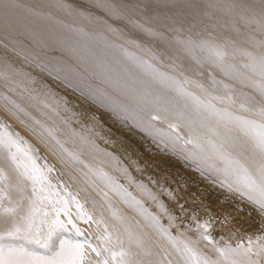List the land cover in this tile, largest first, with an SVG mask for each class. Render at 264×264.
Here are the masks:
<instances>
[{
	"label": "bare ground",
	"instance_id": "1",
	"mask_svg": "<svg viewBox=\"0 0 264 264\" xmlns=\"http://www.w3.org/2000/svg\"><path fill=\"white\" fill-rule=\"evenodd\" d=\"M58 2H67L73 7L71 10L58 7ZM185 2L186 0H179L180 6L175 7L172 0H115L118 14L112 15L107 9L93 8L90 0H12V3L21 7L10 9L11 27L5 26L3 13L0 12V70L11 64L20 69L21 73H31L38 80H43L55 93L66 97L69 105L77 111L87 107L78 94L67 88L63 81L47 76L40 67L32 63L33 57L39 54L38 59L43 64L64 66L65 72L74 82L97 89L98 94L110 97V102L125 108L132 117L143 120L150 119L151 114H157V108L161 105L139 102L138 96L129 91V88L147 86L152 95L163 98L164 107L176 105L175 110L159 113L162 118L167 115V122L163 119L153 122L161 134H165L170 131L167 123H184L176 118L174 112L183 111L185 103H192L186 97L168 91L158 83H152V78L157 73L179 80L184 78L180 69L173 67L169 59L163 58L173 56L174 51L169 49L179 47L171 38H190L197 42L226 45L233 55L223 62L222 67H211L208 63L204 65L205 68L211 67L219 93L213 92L209 96L207 92H201L190 84H184L183 87L201 101L211 102L221 114L223 110H227L234 116L264 123L260 117L242 110L239 101L229 104L212 98L217 94L230 93L232 88L242 95L254 94L257 99L260 98L246 84L239 83L246 77L259 79L248 68L242 67L250 61L241 55L242 52H249L258 58L264 54V48L259 46L261 36L258 26L253 24L245 28L237 23L235 28L239 31H236L231 23L232 17L222 12L205 16L197 9L184 7ZM120 5L127 7L121 9ZM81 12L84 14L81 15ZM137 25L163 33L169 38L167 44L141 31ZM197 55L203 58L208 53L198 51ZM199 79L206 87L213 83L212 80H205L203 75ZM14 80L10 85L16 90L14 93L8 92L3 86L4 82L0 80V126H6V130L12 134L18 133L22 142L26 141L33 149L38 150L39 163L46 162L48 167L54 169L48 173L53 184L70 185L68 192L78 193L81 203L87 200L88 210H91L93 201L97 205H104L103 217L99 213L95 214L96 219L103 221L101 224H85L79 220L75 222L86 234L93 236H103L107 227L113 247L117 250L123 248L130 253L127 264H149L150 261L155 264L164 254L161 249L171 253L168 258L172 264H178L171 245L149 226L150 219L146 218L149 213L156 215L165 227H168V221L160 214L155 202L142 193L141 184L157 194L173 215L181 217L176 221L181 229L190 224L189 217L195 215L201 221L209 218L214 220L210 232L221 243L228 241L235 246L237 242L246 243L249 237L264 234V217L255 207L213 183V178L202 176L189 162L179 158V155L161 151L152 138L133 123L122 121L102 108L92 107L98 121L96 129L101 133L100 137L92 138L96 147L82 145L85 155L81 159L89 165L91 171L63 156L58 149L53 154L44 147L39 130H34L35 126L28 116L18 112L4 100L5 96H9L29 115L43 121L44 118L31 106L36 104L28 95V90L33 85L23 74L16 75ZM35 88L41 92L45 90L39 84ZM201 114L208 115L203 109ZM216 121L215 116L208 119V123L216 131L202 130L203 154L211 156L215 161L223 146L232 159L251 167L252 151L248 138L234 124L221 121L220 126L216 127ZM66 147L72 150V145ZM125 169L134 181L140 183H129L125 178ZM101 172L106 173L111 180L119 181L123 189L131 193V197L125 195L110 180L101 177ZM15 182L13 174L12 183ZM158 185L175 193L178 203L184 205L186 212L181 213L177 203L169 200L168 196L159 195ZM0 187L3 185L0 184ZM93 187L96 191L92 190ZM19 188L22 191L10 190L13 199H18L21 194L30 195V182L21 179ZM81 189H87V193ZM98 192H106L107 197L102 200L97 195ZM65 198L70 199L67 196ZM132 198L139 200L143 207L136 205ZM24 203L26 205L27 201ZM70 210L76 212L74 206ZM5 219L0 217V221ZM225 219L227 223H222ZM3 226L0 222V228ZM169 230L174 236L178 235L176 229ZM188 235L195 238V233ZM93 242L97 246L102 243L95 240ZM198 247L203 249V243ZM149 252L152 253L151 256L148 255Z\"/></svg>",
	"mask_w": 264,
	"mask_h": 264
},
{
	"label": "snow or ice",
	"instance_id": "2",
	"mask_svg": "<svg viewBox=\"0 0 264 264\" xmlns=\"http://www.w3.org/2000/svg\"><path fill=\"white\" fill-rule=\"evenodd\" d=\"M90 3L93 8L107 9L112 15L118 14L115 0H90ZM172 4L175 7L180 6L179 0H172ZM57 6L69 10L73 7L67 2H58ZM183 6L197 9L205 16L222 12L232 17L231 23L236 31H239L235 28L237 23L245 28L253 24L257 25L261 36L259 46L264 48V0H186ZM15 7H21V5L12 3V0H0V12L3 13L2 19L6 27L12 26L10 9ZM126 7L127 5H120L121 9ZM137 27L167 44L169 38L163 33L153 32L151 29L144 28L143 25H137ZM171 39L179 47L174 50L169 49L174 51L173 56L161 55L164 59H169L173 67L180 69L184 78L179 80L166 77L163 73H157L152 78V83H158L168 91H174L179 96L186 97L192 103H185L183 111L174 112L176 118L183 120L184 123H167V128L170 130L168 133L161 134L160 129L153 122L162 119L167 122V115L162 118L159 113H168L170 109L175 110L176 105L170 104L169 107H164L163 98L159 95H152L147 86L129 88V91L138 96L139 102L145 105L160 104L161 107L157 108V114H151L148 120L136 119L125 108L110 102V97L98 94L97 89L74 82L73 78L65 72L64 66L40 62L39 54L33 57L32 63L40 67L47 76L63 81L67 88L78 94L87 107L77 111L69 105L66 97L55 93L43 80H38L31 73H21L20 69L11 64H7L4 70H0V80L4 82L3 86L8 92L14 93L16 90L10 85L15 82L16 75L23 74L33 85V88L28 90V95L31 100L36 101V104L31 106L39 116L44 118L43 121L29 115L9 96H5L4 100L18 112L28 116L35 126L34 130H39V136L45 148L53 154H56V149H58L60 154L79 163L89 171H91L89 165L81 159L85 155L82 145L96 147L92 138L100 137L101 133L96 129L98 121L92 112V107L102 108L122 121L133 123L135 127L150 136L161 151L179 155V158L189 162L202 176L213 178V183L237 198L245 200L264 217V123L255 119L234 116L227 110H223L221 114L211 102L201 101L199 97L183 87L184 84H190L201 92H207L209 96H212L213 92L219 93V89L215 87L211 67H222L223 62L233 53L226 45L197 42L190 38L172 37ZM198 51H206L208 55L201 58L197 55ZM241 55L246 56L250 61L242 67L248 68L253 76L259 79L246 77L239 83L246 84L260 98L257 99V95L254 94L242 95L235 88H232L230 93L217 94L212 98L229 104L239 101L242 110L264 120V54L258 58L249 52H242ZM205 63L210 64L211 67L205 68ZM185 73H190V75H185ZM202 75L205 80H212L213 83L206 87V84L199 79ZM165 81L170 83H165ZM37 84L45 90L41 92L36 89ZM225 87L228 86L225 85ZM202 109L207 111V116L201 114ZM212 116L217 117L216 127L220 126L221 121L232 123L248 138L252 151L251 167H246L232 159L223 146H221L222 151L217 153L215 161L211 156L203 154L204 144L201 141L204 133L202 130L216 131V128L208 123L209 117ZM69 144L72 145V150L66 147ZM39 158L38 150L33 149L26 141L22 142L18 133L12 134L6 130V126H0V184L3 185L0 187V217L6 218L0 221L4 225L0 228V264H110V261L111 264H127L130 253L123 248L117 250L113 247L107 227H105L103 236H93L86 234L75 222L79 220L85 224H101L103 221L96 219L95 214L99 213L103 217L104 205H97L93 201L91 210H88L87 200L81 203L78 193L68 192L70 185L52 183L48 173L54 169L48 167L46 162L40 164ZM245 159L249 160V157L245 156ZM124 173L129 183H140L134 181L126 169ZM13 174L15 183H12ZM99 175L110 180L121 191H124L125 195L131 197V193H127L119 181L111 180L103 172ZM21 179L30 182V195L21 194L18 199H13L10 190L22 191L19 188ZM140 188L142 193L155 202L160 214L167 219L168 227H165L156 215L149 213L146 217L150 219L149 226L171 245L178 258V264H192L193 261L195 264H264V234L255 238L249 237L246 243L237 242L235 246L228 241L221 243L210 232L214 220L209 218L201 221L195 215L189 217L191 223L181 229V226L176 223L181 217L173 215L159 200L158 195L151 192L146 185L141 184ZM92 190L96 191L94 187ZM81 191L87 193V189H81ZM157 191L159 195H166L169 200L176 202L181 213L186 212L184 205L178 203L175 193L164 188L163 185H158ZM97 195L102 200L107 197L106 192H98ZM66 196L70 199H66ZM132 199L136 205L143 207L139 200ZM73 206L76 209L75 213L70 210ZM222 223H227V219ZM169 229H176L178 235L174 236ZM188 233H195V238L189 236ZM94 240L102 241V243L97 246ZM202 243L203 249H207V252L198 247ZM161 251L164 254L155 261V264H172L168 258L171 253L166 249H161ZM148 255L151 256L152 253L149 252ZM149 264L152 262L150 261Z\"/></svg>",
	"mask_w": 264,
	"mask_h": 264
}]
</instances>
